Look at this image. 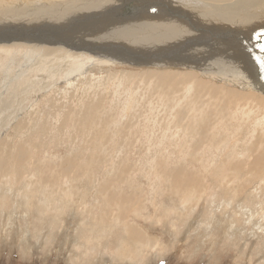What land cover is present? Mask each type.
<instances>
[{
	"label": "rangeland",
	"instance_id": "1",
	"mask_svg": "<svg viewBox=\"0 0 264 264\" xmlns=\"http://www.w3.org/2000/svg\"><path fill=\"white\" fill-rule=\"evenodd\" d=\"M90 3L87 13L66 16L58 11L64 4L56 5L55 18L38 17L40 31L28 24L0 30V264H264V164L257 171L255 159H264V81L252 91L231 79L202 80L246 97L227 102L205 89L188 93L181 86L198 81L185 69L158 71L149 61L92 67L82 75L83 53L68 47L89 42L90 49L96 38L117 43L126 22L115 24L120 6L112 17L99 11L89 17L96 4ZM124 4L132 12L126 20H137L134 58L170 52L182 37L178 44L186 52L209 47L224 66L247 67L256 83L263 78L264 12L260 23L253 22V6L249 15L243 6L209 17L199 9L202 3L191 0ZM5 5L0 3V14ZM156 22L168 25H159L163 30L181 23L188 36L143 39ZM38 39L42 50L34 56L12 46L36 48ZM123 52L116 49L117 56ZM169 72L182 84L160 88L165 82L158 74ZM93 124L101 127L86 133ZM21 143L37 158L35 165L9 171L10 162L28 164L14 150ZM38 159L49 161L55 173L40 175ZM99 218L108 224L93 222ZM140 234L162 254L147 242L143 248L129 243ZM121 246L125 251L119 252Z\"/></svg>",
	"mask_w": 264,
	"mask_h": 264
},
{
	"label": "bare ground",
	"instance_id": "2",
	"mask_svg": "<svg viewBox=\"0 0 264 264\" xmlns=\"http://www.w3.org/2000/svg\"><path fill=\"white\" fill-rule=\"evenodd\" d=\"M125 1L126 0H94V3H96L95 6L96 5H99V6H96V7L94 6L95 11L94 12L92 11L93 14L90 15L89 17H93L95 12H98V11L101 12L102 14H107V15L110 14L111 17H112L116 11H119L118 7L120 6L121 7L120 10L123 8V11L119 13V14H121L120 15V19H116L115 20V24L117 25V23H119V24L122 23L120 21L121 18H125L123 20H125L126 22L120 24V26L122 28H124L125 30L122 32V36L120 38L118 37V39H116L117 43H115L113 41H112L113 43H109V42L107 43V41H105V40H102L100 38H96V39L93 40V43H96V46H94V47L90 46V49H89V47H85L86 45H88V46L90 45L89 42H88V44H85V45L83 44L84 45L83 47L82 46L81 47H77V48L68 47L69 49H75V50H81L82 51V53H83L82 57L84 58V62L87 64V66H85L83 69L80 70V73L82 75H83V71L84 70L92 69V67H101V68L105 69V68L112 67V66L114 67L115 66L114 64H117V63H121V64L125 63L126 64V62L132 63L133 66H140L142 63H144V62L146 63V61H149L147 63V65L149 63L150 64L154 63L153 65L149 64V66L157 67L158 69H156V70H158V71H160V70L165 71L166 70L165 68H167V67H169V68L173 67V68L178 69V70L181 69L182 71H184V69H185V73H188V75L191 76V78L193 80V83L198 81L196 83V86H192V85H191V87L187 86V85H182L181 86V88H183V87L187 88L188 93L191 92L192 88H193V91H192L193 94H199L202 89H205L206 90L205 93L209 94L211 92V94H209V96L214 97L215 99H219V100H221V99L224 100L225 99L227 102H230V101H233V100L245 99L246 97L243 96V95H240L238 93L239 91L237 92V91H234V90H232L231 92H229V91L219 92L218 90H216L212 86L204 83V81H202V80L206 79V81H207L209 79L211 82L213 81L214 83H216L217 80H221L220 82H222V80H227L228 82H230L229 80L231 79V80H234L236 83L240 84V86L241 85H242V87L245 86V87L251 89L252 91L255 89L254 86H256L257 84H260V83H262L264 81V75H263V78L258 83L252 81V79H256L255 78V73L254 72L251 73L248 70L247 67H241L239 69L238 64H236V66L238 67L239 70H235L234 69L235 66L234 67H230L228 64L226 66H224V64H222V62H221V59L218 56H216L215 55L216 53L214 51L212 52L209 47H205V48L203 47V48H200V49L199 48H197V49L191 48L189 51L186 52V49H184L183 47L179 46V44H178L180 41H182V37L180 39L174 41L172 49H171L170 52L149 53L152 56L150 58H141V59L134 58L133 57V55L135 54L133 52V47L134 46H132V45H133V40H137L138 39V38H136L134 36L135 35L134 34L135 33V27L137 25V20H135V21L133 19L132 20H126V17H128V19L130 18V15H131L132 12H131V8L130 7L125 6V4H124ZM191 1L202 3L201 5H199V9L204 10L208 14L209 17H212V16H223V15H226V14L231 15V14H234V13L238 12L239 8L243 7V6H245V8L243 9V14L244 15H249L250 11L247 10V7L253 6V10H254L253 22L260 23L258 21L259 16L264 12V0H210L212 3H208V4L205 2L206 0H191ZM2 2L6 3V5H5V8L2 10V12L0 14V30L5 29V26H7L9 24H11V25H13V24H15V25H20V24H25L26 25V24H28V26L30 25L31 27H35L36 26L35 28L39 29V31L41 30V27H43V26H40L38 24L40 22H42L43 18H45L46 20H47V18L49 20H51L52 18L56 17L55 16V14H56V5L64 4L62 8L58 9V11L62 14V16H66V15H70V14H74V13H82L83 10L85 9V7H86V10H87L88 8H91V4H92V3H90V4L87 5V0H80L78 2H72L71 0H44V1H42V0H0V3H2ZM30 2L32 4H35V5L33 7H30V5H29ZM130 5L132 6V1L130 2ZM165 5H167V4H165ZM101 6H103V7L107 6L109 8L106 7L107 9H105V10L101 9V8L98 9ZM109 9H111L112 11H110ZM14 10H16V12H14ZM179 11H181V9ZM92 12H90V13H92ZM85 13H87V12L84 11L82 14H85ZM38 17H42V19H40V21H39ZM107 17H110V16L108 15ZM113 23H114V21H113ZM188 23H189V26H191V23L190 22H188ZM213 24L215 25L216 23L214 22ZM159 25H167V24H162V23L156 22L155 23V30H154L153 33H151V36L144 37L143 39L149 40V41H153L154 39L158 40L159 38H168L171 41H173L175 33L178 34V35H181L182 33H185V36L183 38H187V36H188L186 34V31H185L186 28H184L181 23L180 24L169 23V26H172L173 30H163L162 27H160ZM49 26H51V25H49ZM21 29H22V27H21ZM25 29H26V27H25ZM115 29H116V27H115ZM19 30L17 31V33L19 32ZM113 30L114 29H112L111 31H113ZM32 31H34V30H32ZM20 32H19V34H20ZM187 32L189 33V30H187ZM37 36L39 38V36H41V35L38 34ZM101 37L107 39L106 36H101ZM19 38H18V40H19ZM61 39H63V38H61ZM110 39H112V38H110ZM41 40L42 39H38L37 44H36V48H34V47L33 48H29L28 47L27 48V46L25 47V46L18 45V44L17 45H12V46H13V48H16V49L20 48V49L24 50L26 53H31L34 56L33 53H35L37 50H40V49L42 50L41 46L38 45V44L43 43ZM209 40H211V39H209ZM213 40H215V39H213ZM2 41H3V39H2ZM63 41H65V40H63ZM63 41H60V43L65 44V42H68V41H65V42H63ZM193 42H198V40L193 41ZM202 42H204V40H202ZM57 43H59V42H57ZM65 45H67V44H65ZM45 48H47V47H45ZM116 49H120V50H122L124 52L117 56L116 55ZM216 50H218V48ZM35 55H37V54H35ZM245 56L246 55H244V58H245ZM21 58H23V57H21ZM32 60H33V58H32ZM222 60L224 61V59H222ZM243 63H244V61H243ZM26 68H28V67H26ZM189 70L190 71L193 70V71H197V72L195 74L194 73L192 74ZM263 71H264V69H263ZM29 72H30V70H29ZM23 73H24V71H23ZM158 75H159V78L161 79L160 81L165 82V84H162L160 88H162L163 85L166 86L165 88H167V87L175 88L174 86H179V85L182 84V82L176 83V81L178 79L177 76H175L174 74H172L170 72L169 73H159ZM246 79L249 80L250 82L247 81ZM15 80H17V79H15ZM10 82H12V81H10ZM171 83H174V84H171ZM227 84H229V83H227ZM233 84H235V83H233ZM224 85H222V86H224ZM261 86L264 88V83H262ZM220 88L221 87H218V89H220ZM216 95H220L221 98L216 97ZM98 110H94V111L99 113L100 111H98ZM98 116L99 115H97V117ZM95 122L96 121H94V124H95ZM102 124L104 125V127H102L101 129L105 130L106 122H104ZM93 125L92 126L89 125L90 128L87 130L86 133H89V131L91 133H93L94 130L99 129V127H101V126L95 127V125L93 127ZM25 129H31L30 125H25ZM14 150L16 152H18V154L20 155L21 159H22V157H25V161L27 160L28 164H23L22 166H20V163L17 164L16 162H10L9 165H8V170L9 171H12V170L18 171V170L22 169L24 166H27V167L33 169V166L35 165V160L37 158L35 157L34 154H31V151H30L29 147H27L25 145V143H21L19 145L14 146ZM69 158H71L72 161L77 162V158H76V155L74 153H72V155ZM255 159H256V170L258 171L260 169V167L264 164V159L261 156H258ZM41 161L42 160L38 159V164H36L37 167L40 168V170L38 172L40 175L55 173V172L51 171L52 164L49 165L48 164L49 161L45 160L44 162L46 164H43L44 162H41ZM59 161H60V163L63 164L64 159L59 160ZM67 161H68V158H67ZM257 164H260V165H257ZM261 169H263V168H261ZM46 170L48 172H45ZM3 174H4V172L3 173L0 172V176L3 175ZM43 185H47V184H43ZM100 210H102V209H100ZM85 214L88 215V211ZM89 216L92 217L91 214ZM95 218H96V216H95ZM122 219H124V218H122ZM94 220L95 219H93V222L96 223V224L97 223H100L102 225L108 224L107 220L105 221L104 218H103V220H104L103 223H102V218H99L96 221H94ZM231 220L233 221V219H231ZM123 221L124 220H122L121 222H123ZM125 222L126 221H124V223H122L121 227H123L126 230L125 232H126L127 236H129V233H130L131 230H129V231L127 230L128 223L125 224ZM86 225L87 224H85L84 226H86ZM260 229H261V227H260ZM76 230H80V229L77 228ZM86 231H87V229H86ZM134 232H132V233H134ZM136 233H135V236H136ZM128 240H129V243L130 242L134 243V245H139L140 244L141 246H142V244H145V242H147L146 244H150V242L152 244L154 243V240L153 241H150V240L146 241V238L142 234H140L136 238L129 237ZM152 244H150L151 249L153 251L156 250L157 254L158 253L162 254V250H161L160 246L156 247V245H152ZM80 246H82V245H80ZM143 247H145V246H142L140 248H143ZM147 247L148 246H146V249H148ZM138 249H139L138 247H137V249H135V252H133L132 256L129 254L130 255V259H133V261L136 258L135 255L138 254V252H137ZM176 250H177V248H176ZM122 251H125L124 247H122L119 252H122ZM196 251H197V249H196ZM180 252H182V251L180 250ZM175 253H177V252H175ZM127 255L128 254H126V256ZM120 258H118V259H120ZM245 261H246V259H245ZM92 264H94V263L92 262Z\"/></svg>",
	"mask_w": 264,
	"mask_h": 264
}]
</instances>
